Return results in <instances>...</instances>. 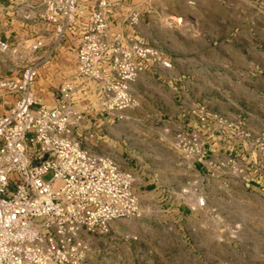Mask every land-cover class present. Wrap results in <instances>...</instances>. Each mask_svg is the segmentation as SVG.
<instances>
[{"label":"built area","instance_id":"2783aa9c","mask_svg":"<svg viewBox=\"0 0 264 264\" xmlns=\"http://www.w3.org/2000/svg\"><path fill=\"white\" fill-rule=\"evenodd\" d=\"M39 1L27 6L22 20L50 26L59 39L75 30L78 0ZM200 1L186 3L193 7ZM111 7L110 0H98L90 10L74 56L78 87L65 79L53 107L39 105L32 91L40 61L26 66L20 77L0 76V106L6 108L0 114V264H80L86 249L82 234H107L112 222L140 217L133 173L84 149L74 136L84 117L75 106L78 93L94 83L100 86V112L132 107L129 85L158 57L132 38L106 41ZM126 20L136 28L140 11L134 8ZM3 35L0 31V54L6 58L21 59L20 49L28 57L43 46L40 38L27 43ZM191 114L198 124L174 135L179 156L205 163L211 150L201 130L209 126L230 152L217 167L264 195V131L253 134L241 121L216 116L211 127L202 109ZM194 204L204 209L205 197L194 198Z\"/></svg>","mask_w":264,"mask_h":264},{"label":"rangeland","instance_id":"374dc122","mask_svg":"<svg viewBox=\"0 0 264 264\" xmlns=\"http://www.w3.org/2000/svg\"><path fill=\"white\" fill-rule=\"evenodd\" d=\"M166 6L165 25L173 28L178 20L169 11L175 10V3ZM260 22L264 26V20ZM232 40L226 65L210 68L202 60L197 93L190 100L212 113L244 120L254 132H261L264 32L241 35L240 42ZM74 70L75 64L68 66V75ZM130 85L136 104L102 113L103 117L108 113L121 117L115 133L119 144L130 151L126 156L117 151L114 161L120 168L135 170L140 217L124 221L119 236H85L80 264H264V195L235 180L192 178L184 172L175 177V154L164 153L166 143L175 152V134L163 135L151 93L142 95L139 104ZM154 188L151 193L144 192ZM201 191L207 196V207L194 209V198L201 197ZM179 202L186 207L177 211L175 203Z\"/></svg>","mask_w":264,"mask_h":264},{"label":"crops","instance_id":"0c3cea01","mask_svg":"<svg viewBox=\"0 0 264 264\" xmlns=\"http://www.w3.org/2000/svg\"><path fill=\"white\" fill-rule=\"evenodd\" d=\"M97 1L78 0L75 30L59 39L50 26L22 20V13L25 10L30 11L27 6L37 7L39 0H0V31L5 33L4 38L8 41L16 39L27 43H32L34 38H40L43 43L42 48L28 57L25 51L20 49L21 59H10L0 54V76L20 77L26 66L33 61H40L32 91L39 105L53 107L59 86L65 79L74 80L78 87L79 81L72 72L68 75L67 69L75 63L74 56L79 44L81 26L87 21L89 12ZM110 2L112 7L106 41L110 42L116 36H121L124 40L132 38L158 53V57L150 61L145 71L130 85V90L134 97L138 98L139 104L143 103L142 95L148 96V93H151L150 97L157 109L156 119L161 122V131L165 137H171L178 131H188L197 125L198 119L191 112L200 109L207 115L211 127L214 124L212 118L216 116L228 121H241L253 134L260 133L250 129L244 120L229 119L212 113L205 105L190 100V97L197 93L202 60L210 68L226 65L228 45L233 42L232 39L240 42L241 35L242 37L245 34L256 35L260 30L264 32V26H261L260 22V19L264 20V0H201L193 7L188 6L186 0H110ZM168 3H175V10L169 11L175 20H178L173 28H167L165 25L168 11L165 8ZM134 8L140 11V20L136 28L131 29L126 19ZM33 11L35 12L31 10ZM255 41L257 42L256 38ZM201 49L202 53L199 52ZM160 61L169 63V68L162 67ZM99 91L100 86L91 83L83 94L78 93L75 96V106L83 112L84 117L81 127L75 131L74 136L81 140L84 149L114 161L117 151L121 156L124 154L126 156L129 155L130 148L122 147L115 133L121 117L109 113L106 114L107 117H103L105 113L100 112L97 99ZM5 109L0 106V114ZM201 131L207 148L211 150L205 163L194 164L184 161L178 152L176 150L173 152L171 145L166 143L168 147L164 153L168 156L169 151L175 154V177L184 172L186 176L191 175L192 178L235 180L243 185L240 178L228 175L217 167L218 163L230 154L228 145L220 143L209 126L203 127ZM238 147L235 145L234 149L237 150ZM120 169L132 172L136 183L135 170ZM134 187L133 191L137 194ZM138 187H142V184ZM154 190L156 188L144 192L151 193ZM173 191L175 192V188ZM180 193L185 194L183 191ZM200 193L205 197L207 207V196L204 191ZM185 207L184 203H175L177 211ZM123 222H112L107 234H92L91 237L102 239L119 236L123 230ZM85 236L88 235L82 234L81 239L86 246Z\"/></svg>","mask_w":264,"mask_h":264},{"label":"bare ground","instance_id":"6f19581e","mask_svg":"<svg viewBox=\"0 0 264 264\" xmlns=\"http://www.w3.org/2000/svg\"><path fill=\"white\" fill-rule=\"evenodd\" d=\"M194 206H195V204H194Z\"/></svg>","mask_w":264,"mask_h":264}]
</instances>
